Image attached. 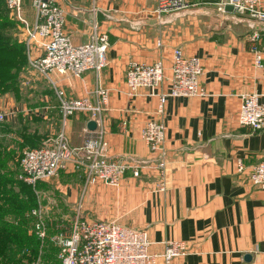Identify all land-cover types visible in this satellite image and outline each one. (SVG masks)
Listing matches in <instances>:
<instances>
[{
	"label": "crops",
	"instance_id": "obj_1",
	"mask_svg": "<svg viewBox=\"0 0 264 264\" xmlns=\"http://www.w3.org/2000/svg\"><path fill=\"white\" fill-rule=\"evenodd\" d=\"M187 1L189 10L158 21L155 0H56L65 14L63 31L75 45L88 40L93 23L106 33V64L98 76L89 71L78 78L32 76L37 80L31 84L32 104L17 107V123L13 117L11 124L21 128L19 122L36 120L45 125L25 129L40 141L63 130L71 150L57 177L47 182L52 195L44 221L48 237L58 227L69 230L80 207L85 221L144 231L151 254L162 253L166 242H182L186 255L168 264H264V192L249 182L252 167L264 160V129L250 132L236 119L242 97L264 99V22L250 27L253 22L232 11L223 15L217 0ZM22 4L24 17L32 22L29 0ZM173 50L199 60L198 82L206 94L168 98L159 114L157 98L147 90L129 95L124 73L131 63L160 60L165 80L158 92L165 93ZM97 83L108 91L105 155L140 163L138 177L126 172L116 188L97 180L85 185L81 147L89 119L74 114L62 124L52 89L53 84L68 99H78L91 94ZM8 98L0 103L4 111ZM153 120L164 126L161 154L151 153L140 138L141 129ZM13 136L22 143L20 135ZM159 159L164 162V190L157 186ZM155 264L164 262L159 258Z\"/></svg>",
	"mask_w": 264,
	"mask_h": 264
},
{
	"label": "built area",
	"instance_id": "obj_2",
	"mask_svg": "<svg viewBox=\"0 0 264 264\" xmlns=\"http://www.w3.org/2000/svg\"><path fill=\"white\" fill-rule=\"evenodd\" d=\"M33 12L32 22L23 15L22 0H6V8L21 25L23 31L22 44L25 48L28 67L34 74L49 80V74H68L81 77L86 72L96 76L106 64L105 53L108 49L106 33L99 32L93 23L89 38L85 43L75 45L63 31L64 11L56 0H29ZM217 11L227 14L226 8L232 7L235 17L246 18L254 22H264V1L260 0H217ZM191 8L187 0H155V14L158 21L166 16H177ZM257 39V34L252 35ZM156 46L161 47L157 41ZM171 76L169 87L165 93H159L158 87L165 80L163 66L160 60L150 65L131 63L125 70V86L129 95L136 94L137 89L148 91L150 97L158 101L157 113L161 114L168 98H184L205 96V90L199 86L201 72L199 60L194 57H184L179 50L172 51ZM259 60V56H256ZM57 100L62 124L74 114H83L92 120L96 127L86 131L83 138L81 153L84 160L83 172L85 185L95 180L116 188L122 176L130 172L132 177H138L140 163H130L123 159H109L104 150L105 123L103 114L108 99V91L95 84L92 93L87 97L68 99L65 93L52 84ZM94 99L92 103L91 99ZM15 115V114H14ZM11 116L8 111L0 108V122ZM239 125L250 132L264 129V99L249 94L242 97L237 113ZM140 138L151 153L161 154L164 146V126L158 121H149L140 131ZM71 150L63 130L45 140L38 148L24 151L19 163L18 180L33 187L42 179L55 178L61 162L70 158ZM160 190H164V162H157ZM237 172L243 168L236 163ZM249 182L255 188L264 192V160L252 167ZM80 207L74 215L69 230L58 227L57 232L47 236L46 222L41 208L30 212L34 218V236L43 243L46 239L56 247L60 264H155L161 259L168 264L173 258L186 255L182 242H166L163 252L151 254L148 252V238L144 231L132 230L111 222L85 221L80 215ZM30 264H38L34 261Z\"/></svg>",
	"mask_w": 264,
	"mask_h": 264
},
{
	"label": "trees",
	"instance_id": "obj_3",
	"mask_svg": "<svg viewBox=\"0 0 264 264\" xmlns=\"http://www.w3.org/2000/svg\"><path fill=\"white\" fill-rule=\"evenodd\" d=\"M5 9V0H0V96L8 92H16V72L28 63L24 45L14 41L5 33V30L13 26L6 20ZM7 132L9 133L7 130L0 129V135ZM21 138L31 146L29 148L38 147L41 142L40 136L36 134L28 133ZM6 149L7 147L0 141V264H19L18 260H13L6 255L10 245L23 248L21 254L25 256L28 252L31 255L29 261H32L36 260L39 240L33 235L25 234V229L22 227L23 219L20 225L15 226L14 223L4 222V218L9 215L21 217L27 210L35 207L34 192L31 186L18 180V170L15 172L9 165L15 158ZM43 243L46 245L45 248L52 249L56 254L55 264H60L56 247L48 239Z\"/></svg>",
	"mask_w": 264,
	"mask_h": 264
},
{
	"label": "rangeland",
	"instance_id": "obj_4",
	"mask_svg": "<svg viewBox=\"0 0 264 264\" xmlns=\"http://www.w3.org/2000/svg\"><path fill=\"white\" fill-rule=\"evenodd\" d=\"M5 8H6V0H5ZM5 16H6V20L12 23L13 25L11 29L5 30V33L7 35H10V37L13 38L14 41L22 44L23 31H22L21 25L15 19V17L10 12H8L7 8L5 9ZM32 74L33 72L32 70H30V68L28 67V63H27L23 68L21 67V69L17 70L16 72V77H17L16 90H15L16 92H8L5 95L0 96V103H1L3 102V98L8 95L9 97L7 101L9 105L8 113L9 115H11L4 122H0V129L4 131L6 130L9 131V133L7 132V133L0 135V141L4 144V146L7 147L6 151L11 152L12 157L15 158L12 162L9 163L10 167L14 169L15 172H17L18 170L19 163L22 159L21 157L24 151L29 150V149H36L42 143H44L46 139L51 138V137H47L41 140L40 145L38 147L29 148L31 146L28 145L26 141L22 140L21 138V136L28 134L25 129H28L29 127L32 128V126L37 127L39 129V127L41 128L45 125H41L36 120H33V121L31 120L30 122L27 121L23 123L22 121L19 122V125L21 126V128H16L15 126H12L11 124V119H13V117H15L13 120L14 123H17V120H16L17 114H15L17 107L19 106L21 107L22 105H25V107L27 108L28 105L32 104L30 103L31 92H32L31 84L36 83L37 80L33 81L29 78H31L32 76H33L32 78H34L35 76L42 77L37 74H34V75ZM58 131L56 132V134L60 133V131L59 132ZM14 134L21 135L20 136V139L22 142L21 144L14 139L15 138L13 136ZM56 134L53 135L52 137H55ZM51 179L53 178L42 179L41 181L36 182L33 187H31V190H33L34 192V201H35L34 206L35 207H32L31 209L27 210L23 216L18 217V218L13 217L12 215H9L4 218V222L14 223L15 226H18L21 224L20 221L23 219L24 224L22 227L23 229H25V234L28 236H32V235L34 236L35 222H34V218L32 217V215H30V212L34 210L35 208L40 207L42 210V214L44 216V221H45V218L48 217L49 213L52 210L51 206H49L50 205L49 202H51L50 200L52 199V195L50 194V190L48 189L47 182H49ZM45 247H46L45 243H41L39 241L38 250H37L38 253L36 254L37 255L36 260H32V261H29V259H31V255L28 252H26L25 256L22 255L21 253H23L22 251L23 248H19L16 245H10V247L8 248L6 252V255L13 260H18L19 264H30L34 261H37L38 264H55L56 254L52 251V249L45 248Z\"/></svg>",
	"mask_w": 264,
	"mask_h": 264
},
{
	"label": "water",
	"instance_id": "obj_5",
	"mask_svg": "<svg viewBox=\"0 0 264 264\" xmlns=\"http://www.w3.org/2000/svg\"><path fill=\"white\" fill-rule=\"evenodd\" d=\"M226 10L227 11H231L232 10V7L230 6H228L227 8H226ZM87 125H86V129H87V131L89 130V131H93L94 129H95V127H96V124L92 121V120H88V122L86 123ZM246 259H248V257H246Z\"/></svg>",
	"mask_w": 264,
	"mask_h": 264
}]
</instances>
